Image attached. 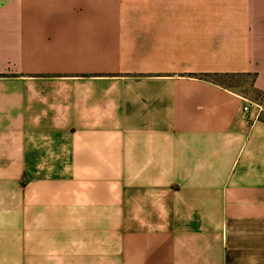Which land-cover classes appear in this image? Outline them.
<instances>
[{
  "label": "crops",
  "instance_id": "0c3cea01",
  "mask_svg": "<svg viewBox=\"0 0 264 264\" xmlns=\"http://www.w3.org/2000/svg\"><path fill=\"white\" fill-rule=\"evenodd\" d=\"M263 97L264 0H0V264H264Z\"/></svg>",
  "mask_w": 264,
  "mask_h": 264
},
{
  "label": "built area",
  "instance_id": "2783aa9c",
  "mask_svg": "<svg viewBox=\"0 0 264 264\" xmlns=\"http://www.w3.org/2000/svg\"><path fill=\"white\" fill-rule=\"evenodd\" d=\"M242 101L244 103L242 109L244 117H249L251 112L253 113V120H259L264 116V97L258 101L242 98Z\"/></svg>",
  "mask_w": 264,
  "mask_h": 264
},
{
  "label": "rangeland",
  "instance_id": "374dc122",
  "mask_svg": "<svg viewBox=\"0 0 264 264\" xmlns=\"http://www.w3.org/2000/svg\"><path fill=\"white\" fill-rule=\"evenodd\" d=\"M235 83H236V87L235 88H238L241 91H247L250 88V79H247V78H239L238 77L235 80Z\"/></svg>",
  "mask_w": 264,
  "mask_h": 264
}]
</instances>
